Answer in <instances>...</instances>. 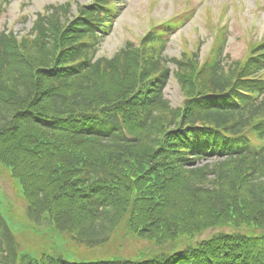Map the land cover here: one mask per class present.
I'll return each mask as SVG.
<instances>
[{
  "label": "trees",
  "instance_id": "1",
  "mask_svg": "<svg viewBox=\"0 0 264 264\" xmlns=\"http://www.w3.org/2000/svg\"><path fill=\"white\" fill-rule=\"evenodd\" d=\"M116 4L89 0L71 16L70 2L47 5L28 36L0 32V165L28 215L78 243L103 244L122 221L175 242L77 262L17 253L2 227L0 264H264V40L233 61L219 40L200 63L165 55L168 37L151 30L97 56ZM170 75L184 95L177 108L163 96ZM224 224L235 229L193 239Z\"/></svg>",
  "mask_w": 264,
  "mask_h": 264
},
{
  "label": "rangeland",
  "instance_id": "2",
  "mask_svg": "<svg viewBox=\"0 0 264 264\" xmlns=\"http://www.w3.org/2000/svg\"><path fill=\"white\" fill-rule=\"evenodd\" d=\"M67 2L71 3L67 16H71L77 13L79 5L89 0H9L0 15V32H11L17 40L28 36L37 12L47 5ZM116 3L119 13L104 34L97 56L111 57L126 43L140 44L149 30L164 31V36L168 37L164 54L168 57H179L186 51L194 53L200 63L209 61L219 40L223 42V55L228 61L243 59L251 45L264 40V0H116ZM163 96L172 108L182 104L184 95L173 75L164 87ZM26 208L19 185L0 165V216L13 234L17 253L62 256L69 261L84 262L136 258L175 242L167 239L157 244L137 237L122 221L113 228L104 244L90 247L76 242L71 233L60 232L52 224L36 222ZM234 229L230 224L209 227L198 231L193 239L199 241L220 230ZM239 230L247 231L243 226ZM186 238L180 235L177 241Z\"/></svg>",
  "mask_w": 264,
  "mask_h": 264
}]
</instances>
